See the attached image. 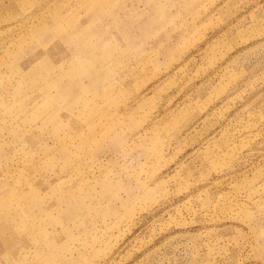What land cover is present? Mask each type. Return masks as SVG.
Returning <instances> with one entry per match:
<instances>
[{
  "label": "rangeland",
  "instance_id": "374dc122",
  "mask_svg": "<svg viewBox=\"0 0 264 264\" xmlns=\"http://www.w3.org/2000/svg\"><path fill=\"white\" fill-rule=\"evenodd\" d=\"M0 264H264V0H0Z\"/></svg>",
  "mask_w": 264,
  "mask_h": 264
}]
</instances>
